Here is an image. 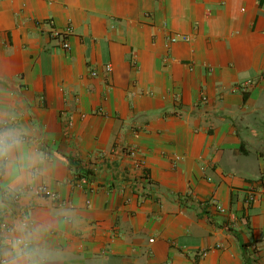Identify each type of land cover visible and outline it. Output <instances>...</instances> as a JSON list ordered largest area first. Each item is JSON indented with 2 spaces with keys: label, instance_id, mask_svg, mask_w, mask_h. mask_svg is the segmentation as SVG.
<instances>
[{
  "label": "crops",
  "instance_id": "1",
  "mask_svg": "<svg viewBox=\"0 0 264 264\" xmlns=\"http://www.w3.org/2000/svg\"><path fill=\"white\" fill-rule=\"evenodd\" d=\"M2 122L5 264H264V0H0Z\"/></svg>",
  "mask_w": 264,
  "mask_h": 264
},
{
  "label": "built area",
  "instance_id": "2",
  "mask_svg": "<svg viewBox=\"0 0 264 264\" xmlns=\"http://www.w3.org/2000/svg\"><path fill=\"white\" fill-rule=\"evenodd\" d=\"M53 34L55 36H62L61 37V45L63 48L68 49L70 47V43L69 41L66 39V34L69 33V31H71V27H68L66 29L65 32H60L58 30H52ZM183 39H188L187 36H183ZM177 40V37H171V41H175ZM111 69L110 65H106V70L109 71ZM93 74H96V71H93ZM252 84V79H248L245 82H242L240 85V88H242L243 90H246L250 85ZM8 125V122H2L0 123V140H3L5 143L7 142L5 140V138L2 136V133L5 131L6 127ZM24 139V137H22ZM132 153H134V151H131ZM87 171V172H86ZM86 173H83L82 176L79 177V179L77 180L80 184L87 182L88 180V176L90 171L88 172V169L85 170ZM23 190H27V191H31L33 192L35 195H39V196H46V197H51L53 199H57L59 197V194L55 191H51L47 185H28L25 189ZM23 190H18V191H14L12 193V197L15 201L19 200L21 198V194ZM254 198L253 194H249V197L247 198V203H249L250 201H252ZM22 239L21 237H17L15 239V241ZM23 245H28V243L26 241H24ZM7 262V260L2 257L0 255V264H5Z\"/></svg>",
  "mask_w": 264,
  "mask_h": 264
},
{
  "label": "clouds",
  "instance_id": "3",
  "mask_svg": "<svg viewBox=\"0 0 264 264\" xmlns=\"http://www.w3.org/2000/svg\"><path fill=\"white\" fill-rule=\"evenodd\" d=\"M16 143V141H12L11 143H5L3 140H0V159L5 158L8 153L10 152L11 147ZM24 244V240L20 239L15 242L13 245V248H18L20 245ZM22 251V250H21ZM17 258H14L12 261V264H15V260Z\"/></svg>",
  "mask_w": 264,
  "mask_h": 264
},
{
  "label": "trees",
  "instance_id": "4",
  "mask_svg": "<svg viewBox=\"0 0 264 264\" xmlns=\"http://www.w3.org/2000/svg\"><path fill=\"white\" fill-rule=\"evenodd\" d=\"M77 172H79V171H77ZM86 172H87V171H86ZM86 172L84 171L83 173H86ZM81 173H82V172H81ZM81 173H79V174H78V176H80V175H81Z\"/></svg>",
  "mask_w": 264,
  "mask_h": 264
}]
</instances>
